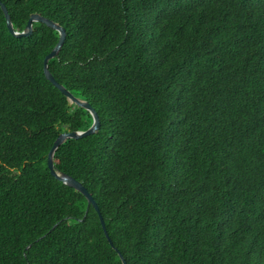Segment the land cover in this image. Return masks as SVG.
<instances>
[{
    "label": "trees",
    "instance_id": "1",
    "mask_svg": "<svg viewBox=\"0 0 264 264\" xmlns=\"http://www.w3.org/2000/svg\"><path fill=\"white\" fill-rule=\"evenodd\" d=\"M0 2V264H264V0Z\"/></svg>",
    "mask_w": 264,
    "mask_h": 264
},
{
    "label": "water",
    "instance_id": "2",
    "mask_svg": "<svg viewBox=\"0 0 264 264\" xmlns=\"http://www.w3.org/2000/svg\"><path fill=\"white\" fill-rule=\"evenodd\" d=\"M0 9H1L3 16H4V19H5L6 28H7L8 32L14 37H21V36L28 35L31 32V25L33 22L43 23L44 25L55 30L58 33V39H57L56 44L43 58V61H42L43 75L47 81H49L55 88H57L66 97L69 104H74L75 106L81 107V108L85 109L86 111H88L91 118H92V123L84 131H65V132L60 133L56 137V139L53 141L50 149L47 152L46 167L49 170L50 174L56 180L62 182L66 186H69V187L75 189L77 192H79L80 194H82L84 196V198L86 199V202H87V206H92V208L98 214L99 221H100L101 227L103 229L105 238L107 239L108 243L112 246L111 240L109 239V237L105 231L103 219L99 213L98 207H97L93 197L91 196V194L86 190V188L79 181L75 180L74 178L65 174L64 172L55 171L53 168V165H52L53 152L61 143H63L67 139H79V138H82L85 136H89V135L95 133L98 129V126H99V121H98L97 115H96L95 111L93 110V108L86 101L74 97L69 91H67L61 84H59L53 78V76L50 74V72L47 69V60L57 56L58 51H59V49L63 43V40L65 38V31L57 23H55V22H53V21H51V20H49L43 16H40L38 14H31L30 15L24 29L21 32L14 31L12 29L11 21H10L9 15L7 13V10L1 2H0ZM118 256L120 258L121 263L125 264L123 258L121 257V255L119 253H118Z\"/></svg>",
    "mask_w": 264,
    "mask_h": 264
}]
</instances>
